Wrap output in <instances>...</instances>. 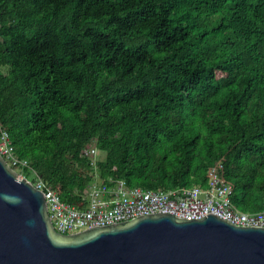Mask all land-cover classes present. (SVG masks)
I'll list each match as a JSON object with an SVG mask.
<instances>
[{
	"label": "trees",
	"instance_id": "trees-1",
	"mask_svg": "<svg viewBox=\"0 0 264 264\" xmlns=\"http://www.w3.org/2000/svg\"><path fill=\"white\" fill-rule=\"evenodd\" d=\"M0 129L68 204L91 180L264 204V0H0ZM82 204V202H81Z\"/></svg>",
	"mask_w": 264,
	"mask_h": 264
},
{
	"label": "water",
	"instance_id": "water-1",
	"mask_svg": "<svg viewBox=\"0 0 264 264\" xmlns=\"http://www.w3.org/2000/svg\"><path fill=\"white\" fill-rule=\"evenodd\" d=\"M0 264H264V226L154 212L61 233L43 191L0 154Z\"/></svg>",
	"mask_w": 264,
	"mask_h": 264
},
{
	"label": "built area",
	"instance_id": "built-area-1",
	"mask_svg": "<svg viewBox=\"0 0 264 264\" xmlns=\"http://www.w3.org/2000/svg\"><path fill=\"white\" fill-rule=\"evenodd\" d=\"M97 147L85 146L82 155L90 159L91 180L80 204H68L58 193L47 188L34 170L25 175L28 160L20 158L8 132L0 129V154L19 178L26 177L43 191L47 211L54 228L61 233H74L93 226L111 224L131 219L144 213L168 212L177 217L200 218L208 213L243 226H264V204L259 211L237 209L232 201V185L227 182L217 165L209 169L206 186H181L172 190L129 187L123 182L105 183L97 165ZM82 202V204H81Z\"/></svg>",
	"mask_w": 264,
	"mask_h": 264
},
{
	"label": "rangeland",
	"instance_id": "rangeland-1",
	"mask_svg": "<svg viewBox=\"0 0 264 264\" xmlns=\"http://www.w3.org/2000/svg\"><path fill=\"white\" fill-rule=\"evenodd\" d=\"M105 154H106L105 151L98 149V151H97V157H98V159H104ZM29 177L32 178L33 175H29Z\"/></svg>",
	"mask_w": 264,
	"mask_h": 264
}]
</instances>
